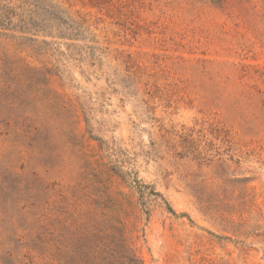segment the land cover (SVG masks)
<instances>
[{"label": "rangeland", "instance_id": "obj_1", "mask_svg": "<svg viewBox=\"0 0 264 264\" xmlns=\"http://www.w3.org/2000/svg\"><path fill=\"white\" fill-rule=\"evenodd\" d=\"M11 1L0 264H264V0Z\"/></svg>", "mask_w": 264, "mask_h": 264}, {"label": "trees", "instance_id": "obj_2", "mask_svg": "<svg viewBox=\"0 0 264 264\" xmlns=\"http://www.w3.org/2000/svg\"><path fill=\"white\" fill-rule=\"evenodd\" d=\"M40 15H42L39 16L40 24H34L35 26L38 25L37 27L40 28V30L37 31L29 27L30 24L33 23L31 16L28 15V10H24L19 3L16 4L11 0H0V29L16 31L23 36H31V39H33V37L38 38V35H41L43 38H50L52 42L59 39L58 35L62 30V23L60 22H63L62 12L58 9L43 10ZM41 43L46 44L47 42L46 40H42ZM54 44L56 43L54 42ZM133 183L137 189L143 186L137 179H135ZM154 194L160 196L157 193ZM167 209L171 213H174L169 206Z\"/></svg>", "mask_w": 264, "mask_h": 264}]
</instances>
